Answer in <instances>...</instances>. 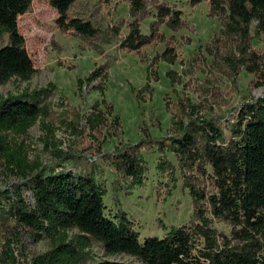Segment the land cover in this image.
Returning <instances> with one entry per match:
<instances>
[{
	"label": "trees",
	"instance_id": "1",
	"mask_svg": "<svg viewBox=\"0 0 264 264\" xmlns=\"http://www.w3.org/2000/svg\"><path fill=\"white\" fill-rule=\"evenodd\" d=\"M48 1L57 13L56 24L62 32L84 39L95 37L96 29L89 22L68 16L78 0ZM31 2L0 0V37L7 35V42L0 45V85L11 78L28 81L35 74L26 68L28 55L16 22ZM129 2L133 19L119 44L126 52L141 54L153 41L163 40L158 32L160 25L177 31L185 24L180 11L158 5L149 34L144 35L137 17L145 6L142 0ZM202 2H207L209 16L220 23L205 48L211 57L210 73L216 72L233 83L243 68L264 79V55L251 46L253 39L264 38V0H189L192 6ZM176 58L174 48L166 46L150 61L148 74L156 80V71L149 73L150 68L158 61L174 64ZM166 76L175 82L174 72H167ZM106 78L103 65L93 70L85 82L99 79L103 83ZM82 83L78 80L79 86ZM258 85L264 86V81ZM96 90L101 94L104 91L102 86ZM42 92L40 89L0 96V161L21 181L7 195V203L0 202V264H20L13 247L21 232L47 242V249L27 264H126L87 263V250L94 244L106 256L124 255L138 264H264V96L242 104L235 120L225 128L214 118L199 116L188 101L181 106L179 119L173 121L170 135L151 138L145 133L137 143L116 147L109 154L98 148L96 153L102 164L131 187L143 185L146 166L141 151L152 148L160 155L156 169L167 172L171 180H175L177 169L183 179L193 207L189 223L163 227L162 238L151 236L140 242L139 233L123 212L115 215V220L105 215L106 191L96 179L98 166L84 153L68 156L76 166L75 173H42L40 166L29 163L19 148L6 145L2 135L7 132L25 135L38 121L47 127L53 112L50 105L41 103ZM104 110L112 115L111 107L104 106ZM113 120L117 125V118ZM105 124V115L93 106L84 118L83 129L94 136ZM167 153L175 158L176 168L166 160ZM22 189L30 193L31 203L22 196ZM214 220L231 227L230 238L217 234L212 227ZM72 231L75 234L69 237Z\"/></svg>",
	"mask_w": 264,
	"mask_h": 264
},
{
	"label": "rangeland",
	"instance_id": "2",
	"mask_svg": "<svg viewBox=\"0 0 264 264\" xmlns=\"http://www.w3.org/2000/svg\"><path fill=\"white\" fill-rule=\"evenodd\" d=\"M142 2L145 10L137 17L142 34H149V24L155 20L158 5L180 11L185 24L177 31L160 25L158 32L163 40H155L144 47L141 54H135L119 48L128 32V23L133 19L129 13V0H78L72 5L68 16L89 22L96 29L95 37L91 39L62 32L56 24L57 13L49 1L32 0L16 22L28 55L26 68L34 70L35 74L28 81L11 78L0 85L2 97L42 89L39 99L50 105L53 112L45 128L38 121L25 135L3 134L6 145L11 149L19 148L29 163L40 166L42 173L61 170L75 173L76 166L68 156L84 153L98 166L96 179L106 191L103 198L105 215L115 220L114 216L123 212L139 233L140 242L151 236L162 238L163 227H181L189 223L193 207L183 179L177 169L175 180H171L167 172L158 171L156 164L160 155L152 148L141 151L146 166L143 185L131 187L102 164L96 153L98 148L109 154L116 147L137 143L145 133L151 138L170 135L173 121L179 119V110L188 101L199 116L214 118L225 128L235 120L242 104L264 96V86L258 85L264 79L254 77L243 68L233 83L216 72L210 73L211 57L205 48L220 29V23L209 16L207 2L194 6L189 0ZM6 42L7 35H2L0 45ZM168 45L174 48L177 58L174 64L158 61L153 65L149 73L156 71L155 80L148 74V65ZM251 46L264 55V38L253 39ZM103 65L106 81L85 82L93 70ZM167 72L175 73L174 83L166 76ZM78 80L83 81L81 86ZM99 86L104 89L102 94L96 90ZM93 106L103 112L106 124L100 133L89 136L83 129L84 118ZM104 106L111 107V116L106 114ZM114 118H117V125ZM166 160L177 167L173 155L167 153ZM5 166L0 161L2 205L21 182ZM22 196L28 203L32 202L25 189H22ZM212 227L218 235L231 237L229 225L214 220ZM74 234L70 232L69 237ZM2 242L0 234V250ZM13 249L18 262L27 264L33 256L47 249V242L21 232ZM85 259L87 263L138 264L124 255L106 256L96 244L87 250Z\"/></svg>",
	"mask_w": 264,
	"mask_h": 264
}]
</instances>
